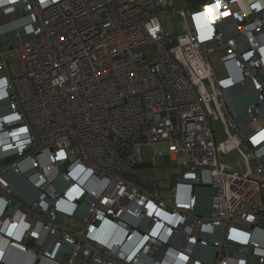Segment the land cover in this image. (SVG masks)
I'll return each mask as SVG.
<instances>
[{"label":"built area","instance_id":"obj_1","mask_svg":"<svg viewBox=\"0 0 264 264\" xmlns=\"http://www.w3.org/2000/svg\"><path fill=\"white\" fill-rule=\"evenodd\" d=\"M179 1L0 0L1 264H264V4L184 0L170 34ZM158 156L182 168L167 191L134 169Z\"/></svg>","mask_w":264,"mask_h":264},{"label":"rangeland","instance_id":"obj_2","mask_svg":"<svg viewBox=\"0 0 264 264\" xmlns=\"http://www.w3.org/2000/svg\"><path fill=\"white\" fill-rule=\"evenodd\" d=\"M264 4V0H259ZM187 8V3L184 0H181L176 5V12H165L162 13L164 20V27L167 33L170 34H183V19L180 16V11ZM1 16V15H0ZM224 55V51H219L211 55V61L214 66L219 78L226 76V71L221 63L220 58ZM249 86L243 85L241 88H236V90H231L229 92V97L231 101H234L237 96L244 94V91L248 92ZM236 95V96H235ZM235 96V98H234ZM245 104L242 99L238 101ZM244 108V107H242ZM215 129L218 131L219 139H224L225 133L222 128L220 121L215 122ZM145 155L149 159L151 157V150H145ZM224 162L230 165L233 169L237 170L240 173L245 172V164L242 160L240 154L237 151H232L228 155L224 156ZM138 176L142 182H158L159 186L163 191H167L172 184L173 177L180 175L182 173V168L177 162H171L170 158L158 156L153 168H141L138 171ZM212 195L213 190L211 189H198V196L200 204L207 208L205 215H211V204H212ZM214 255V250L209 248H202L197 246L194 249V257L205 259L207 262H211Z\"/></svg>","mask_w":264,"mask_h":264},{"label":"crops","instance_id":"obj_3","mask_svg":"<svg viewBox=\"0 0 264 264\" xmlns=\"http://www.w3.org/2000/svg\"><path fill=\"white\" fill-rule=\"evenodd\" d=\"M11 28V25L6 27L5 29L8 30ZM8 181L10 182V185L12 189L18 194L21 195L25 200L28 202H32L37 198V192L35 189L23 178H21L19 175L14 173H9L7 175ZM198 192V190H197ZM3 206L0 202V213L3 210ZM206 211L207 208L203 207ZM10 260L8 261L9 264H20V255L15 253L14 251L10 254ZM3 263V264H8Z\"/></svg>","mask_w":264,"mask_h":264},{"label":"water","instance_id":"obj_4","mask_svg":"<svg viewBox=\"0 0 264 264\" xmlns=\"http://www.w3.org/2000/svg\"><path fill=\"white\" fill-rule=\"evenodd\" d=\"M190 5L193 7V8H198V7H201L203 5V3H205L207 0H188ZM141 168H148V169H151L153 168L152 164L151 163H143L141 165H136L134 167V169L136 170H139ZM196 188H199V189H211L210 186H204V185H201V186H198ZM1 264V263H0Z\"/></svg>","mask_w":264,"mask_h":264},{"label":"trees","instance_id":"obj_5","mask_svg":"<svg viewBox=\"0 0 264 264\" xmlns=\"http://www.w3.org/2000/svg\"><path fill=\"white\" fill-rule=\"evenodd\" d=\"M143 184L151 189H159L160 186L158 182H143Z\"/></svg>","mask_w":264,"mask_h":264}]
</instances>
